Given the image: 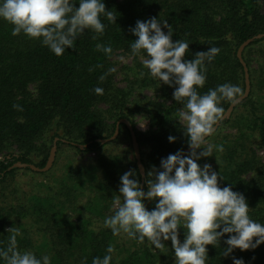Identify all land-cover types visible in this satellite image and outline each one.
Returning a JSON list of instances; mask_svg holds the SVG:
<instances>
[{"label": "trees", "instance_id": "1", "mask_svg": "<svg viewBox=\"0 0 264 264\" xmlns=\"http://www.w3.org/2000/svg\"><path fill=\"white\" fill-rule=\"evenodd\" d=\"M104 4L105 10L116 17L115 23L101 16L103 34L85 30L75 39L73 48L59 57L38 40L23 34L12 36V25L0 20V184L14 181L19 172L47 174L52 168L47 172L9 168L16 162L43 168L55 138L57 151L65 146L97 156L87 164H69L56 186L46 187L42 194L15 187L8 201L2 191L0 249L7 248L6 229L14 226L21 233L16 240L18 250L32 251L37 258L48 255L50 264H92L94 257L106 254L109 245L115 249L110 264H174L171 241L163 242L164 248L154 249L147 241H123L110 229L96 227L98 219L113 213L111 206L113 197L119 195L121 175L135 171L141 183L126 125H120L119 135L127 140V155L131 157L105 155L110 142L101 144L97 140L111 137L120 119L131 122L146 171L142 188L146 190L147 173L153 167L159 170L162 158L188 147L177 115L182 104L173 99L174 87L149 76L138 56H134L132 65L124 67L125 87L118 85L116 71L103 81L99 77L114 68L112 58L117 53L131 54L129 46L136 39L131 28L136 21L155 17L170 26L173 42L189 44L184 60L191 61L196 52L208 47L220 49L206 64V80L197 89L199 94L224 83L238 85L243 94L244 69L237 49L247 39L264 33V0H104ZM162 31L166 33L167 29L162 27ZM97 44L110 46L111 54L97 51ZM243 59L249 71L250 94L207 138L214 145H222L223 151L214 150L213 156L202 157L198 165L209 164L218 174L220 187L243 194L250 218L264 224V162L251 148L257 143L264 149V37L244 50ZM96 87L103 93L95 94ZM148 88L154 97L134 99L136 92ZM14 104L22 110L14 109ZM229 105L221 101L224 113ZM138 114L147 119L148 130L137 128ZM225 129L233 132L224 133ZM170 135L175 137L174 142H169ZM74 144L87 146L80 149ZM144 203L151 211L156 202ZM185 231L177 229L181 243ZM225 239L227 234L215 246H206V264H232V257L242 259L244 264H264V244L254 250L235 249L225 257Z\"/></svg>", "mask_w": 264, "mask_h": 264}, {"label": "clouds", "instance_id": "2", "mask_svg": "<svg viewBox=\"0 0 264 264\" xmlns=\"http://www.w3.org/2000/svg\"><path fill=\"white\" fill-rule=\"evenodd\" d=\"M101 16L115 23L116 17L105 10L104 0H0V20L12 25V36L23 34L38 40L58 57L72 49L75 39L85 30L103 34L105 24ZM162 27L167 29L166 33ZM131 33L136 37L129 46L131 55L141 57L149 76L174 87L172 96L182 104L177 115L184 122L190 151L184 155L178 150L162 158L159 170L153 167L147 173L146 190L141 189L135 171L121 175L119 195L113 197L115 211L104 218L103 226L114 236L123 234L139 243L147 241L154 249L164 248L163 242L171 241L174 264H206V246H215L226 234L223 256L235 249L254 250L264 244V224L250 218L243 194L228 186L220 187L217 172L207 163L202 167L197 163L202 157L213 156L214 150L223 151L222 145L209 143L207 138L222 119L221 101L234 104L242 95V89L230 83L204 94L197 91L205 84L206 64L213 61L220 49L208 47L196 52L191 61L184 60L189 44L183 40L173 42L170 26L155 17L137 20ZM96 50L105 55L112 52L110 46L101 44L96 45ZM114 71L115 68H109L99 79L103 81ZM93 92L99 95L103 89L96 87ZM13 108L22 110L15 104ZM168 140L174 142L175 137L170 135ZM145 201H155V207L147 210ZM178 228L186 229L182 243ZM6 231L8 246L0 249L3 264H50L48 255L37 258L32 251L18 250V227ZM114 251L109 245L106 254L94 257L92 264H110ZM232 264L244 261L232 257Z\"/></svg>", "mask_w": 264, "mask_h": 264}, {"label": "rangeland", "instance_id": "3", "mask_svg": "<svg viewBox=\"0 0 264 264\" xmlns=\"http://www.w3.org/2000/svg\"><path fill=\"white\" fill-rule=\"evenodd\" d=\"M248 47V46H247ZM246 47V48H247ZM245 48V49H246ZM244 52V51H243ZM123 58V59H121ZM138 60L142 63L141 57L138 56ZM134 56L127 53L119 52L112 58V63L114 65L116 71V81L120 87H125L126 82V75L124 67L130 66L133 64ZM143 97H154V92L150 88L138 91L135 93L134 99H141ZM135 123L137 128L140 131H146L149 128V123L147 119L142 115L138 114L135 118ZM184 126V122H182ZM233 132L229 129H225L224 133ZM120 137V135L118 134ZM117 136V140L108 144L105 148L104 154L105 155H119V156H127L128 158L131 157L130 154L127 155L128 149V142L125 137L122 135L120 138ZM209 142V141H208ZM109 143V142H108ZM210 143V142H209ZM54 142L51 145L53 147ZM50 148V150H51ZM257 154L260 155L262 161L264 162V149L260 148L259 145L256 143L251 147ZM143 151L146 153L148 150L147 148H143ZM50 153V152H49ZM57 156L55 157L54 164L52 169L47 172L45 175H36L28 172H19L15 178V180H10L4 184H0V193L3 191L5 197L9 201V198L13 197V191L15 187H18L29 194L36 193L42 194L46 192V187H55L57 184V180H59L64 173L67 171V168L70 165L78 166L81 164H87L89 162L94 161L97 156L94 153H78L76 150L60 146L59 150L56 151ZM130 155V156H129ZM3 158L0 155V159ZM199 163V160L197 161ZM111 211L114 212L115 208L111 206ZM96 227H103V219H98L96 222ZM120 240H128V238L121 234L119 235Z\"/></svg>", "mask_w": 264, "mask_h": 264}, {"label": "water", "instance_id": "4", "mask_svg": "<svg viewBox=\"0 0 264 264\" xmlns=\"http://www.w3.org/2000/svg\"><path fill=\"white\" fill-rule=\"evenodd\" d=\"M264 37V33H260L254 37H251L249 39H247L246 41H244L243 43L240 44V46L237 49V57L240 61V63L243 66L244 69V77H245V89L243 94L236 100V102L234 104L230 103V105L228 106L226 112L224 113V115L222 116V119L214 126L215 127V131L218 129V127L220 126V122L224 119H229L231 116V113L233 112V110L235 109V107L240 104L242 101H244L250 94V90H251V82H250V76H249V71H248V67L243 59V51L245 50V48L247 46H249L254 40L257 39H261ZM124 124L127 126L129 132H130V136H131V143H132V148H133V153L136 159V165L140 174V179H141V189L143 188L144 184H145V179H146V171H145V167L144 164L142 162L141 159V154H140V147H139V143L137 141V136L136 133L134 131V127L131 124V122L126 119V118H122L119 121H117L116 125H115V131L113 133V135L107 139H102V140H97L100 141L101 144H106L110 141H113L117 138L118 134H119V128L120 125ZM214 131V132H215ZM57 141L58 138H55L54 140V144L53 147L50 150L47 162L45 164V166L43 168H39L34 164H27V163H22V162H16L15 164H13L9 170L13 169V168H30L32 171L35 172H47L49 171L55 161V157H56V151H57ZM76 145L78 148L80 149H84L87 145H80V144H74ZM189 147L185 148L182 152L184 155L189 154Z\"/></svg>", "mask_w": 264, "mask_h": 264}]
</instances>
